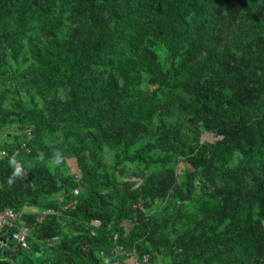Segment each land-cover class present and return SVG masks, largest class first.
I'll use <instances>...</instances> for the list:
<instances>
[{
    "label": "trees",
    "instance_id": "trees-1",
    "mask_svg": "<svg viewBox=\"0 0 264 264\" xmlns=\"http://www.w3.org/2000/svg\"><path fill=\"white\" fill-rule=\"evenodd\" d=\"M1 149L0 264H264V0H0Z\"/></svg>",
    "mask_w": 264,
    "mask_h": 264
},
{
    "label": "built area",
    "instance_id": "built-area-1",
    "mask_svg": "<svg viewBox=\"0 0 264 264\" xmlns=\"http://www.w3.org/2000/svg\"><path fill=\"white\" fill-rule=\"evenodd\" d=\"M5 155L3 149L0 150V158ZM24 171L22 164L15 166V172L20 175ZM80 191L79 186L72 189L73 194H77ZM25 206H22L21 210H16L10 206H4L0 208V232L6 234L4 237L0 236V247L8 248L12 250L14 248H26V237L28 235V228L26 225L19 223V218L22 210ZM44 213L57 215V212L46 209ZM93 226H97L99 221L93 219L91 221ZM7 237H10L7 239ZM56 239V236H52L47 240V244H51ZM101 258V264H160L149 257L145 252H136L135 250L126 251L120 248L112 250L111 255L107 254L103 250L98 252Z\"/></svg>",
    "mask_w": 264,
    "mask_h": 264
},
{
    "label": "rangeland",
    "instance_id": "rangeland-1",
    "mask_svg": "<svg viewBox=\"0 0 264 264\" xmlns=\"http://www.w3.org/2000/svg\"><path fill=\"white\" fill-rule=\"evenodd\" d=\"M209 139H213L211 135H207ZM83 161H87L81 154H76V156H71L66 158V167L64 168V171H68L71 174H73L75 177L78 176V166L81 164ZM90 163L89 161H87ZM183 164L179 163L178 168H182ZM121 180H125L124 178L121 177ZM134 180V179H133ZM166 254V252H164ZM34 255H31L30 257L32 258ZM5 259H7L5 257ZM162 262L167 263L168 259L166 256L162 257L161 259ZM159 263V262H158Z\"/></svg>",
    "mask_w": 264,
    "mask_h": 264
},
{
    "label": "crops",
    "instance_id": "crops-1",
    "mask_svg": "<svg viewBox=\"0 0 264 264\" xmlns=\"http://www.w3.org/2000/svg\"><path fill=\"white\" fill-rule=\"evenodd\" d=\"M24 209L26 210V208H24ZM3 235H4V234H3ZM5 235H6V234H5ZM5 235H4V236H5ZM0 236H2V235L0 234Z\"/></svg>",
    "mask_w": 264,
    "mask_h": 264
},
{
    "label": "clouds",
    "instance_id": "clouds-1",
    "mask_svg": "<svg viewBox=\"0 0 264 264\" xmlns=\"http://www.w3.org/2000/svg\"><path fill=\"white\" fill-rule=\"evenodd\" d=\"M59 162H60V160L57 161V163H59Z\"/></svg>",
    "mask_w": 264,
    "mask_h": 264
},
{
    "label": "water",
    "instance_id": "water-1",
    "mask_svg": "<svg viewBox=\"0 0 264 264\" xmlns=\"http://www.w3.org/2000/svg\"><path fill=\"white\" fill-rule=\"evenodd\" d=\"M10 237H7V239H9Z\"/></svg>",
    "mask_w": 264,
    "mask_h": 264
}]
</instances>
